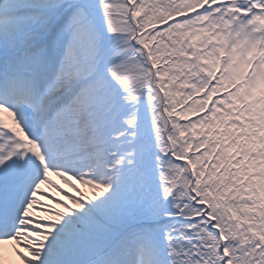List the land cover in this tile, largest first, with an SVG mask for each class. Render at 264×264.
I'll return each instance as SVG.
<instances>
[{
	"label": "snow or ice",
	"instance_id": "obj_1",
	"mask_svg": "<svg viewBox=\"0 0 264 264\" xmlns=\"http://www.w3.org/2000/svg\"><path fill=\"white\" fill-rule=\"evenodd\" d=\"M12 242L264 264V0H0V264Z\"/></svg>",
	"mask_w": 264,
	"mask_h": 264
},
{
	"label": "rangeland",
	"instance_id": "obj_2",
	"mask_svg": "<svg viewBox=\"0 0 264 264\" xmlns=\"http://www.w3.org/2000/svg\"><path fill=\"white\" fill-rule=\"evenodd\" d=\"M51 179H52L55 183L59 184L61 187L65 188L67 191L72 192L73 194H75V193L73 192V190H72L67 184H65L63 180H61L60 177H57V176H55V175L53 174V175H51ZM73 182H74V183H77L78 187L83 188V190H84L85 192H87L88 195H91V194H92V190H91L90 188H86L85 186L80 185L78 181H73ZM45 186H46V185H45ZM46 187H47V186H46ZM47 190L51 191V189H47ZM69 202H70V201H69ZM13 244H14V242H12V243H10V244H6V245L4 246V255H9V256L12 255V256H14L13 253H12V246H13ZM11 261H15L16 264H18V261L16 260V257H15V256H14V258H13ZM7 264H8V263H7Z\"/></svg>",
	"mask_w": 264,
	"mask_h": 264
}]
</instances>
